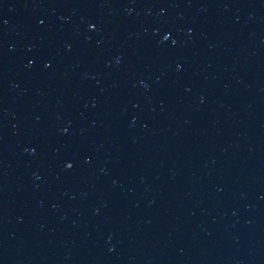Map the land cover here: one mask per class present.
I'll use <instances>...</instances> for the list:
<instances>
[{
	"label": "water",
	"instance_id": "1",
	"mask_svg": "<svg viewBox=\"0 0 264 264\" xmlns=\"http://www.w3.org/2000/svg\"><path fill=\"white\" fill-rule=\"evenodd\" d=\"M0 264H264V0H0Z\"/></svg>",
	"mask_w": 264,
	"mask_h": 264
}]
</instances>
